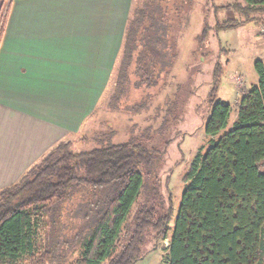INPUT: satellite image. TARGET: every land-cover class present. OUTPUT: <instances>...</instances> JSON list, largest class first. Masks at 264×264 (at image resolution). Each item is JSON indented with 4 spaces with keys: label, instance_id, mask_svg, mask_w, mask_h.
<instances>
[{
    "label": "trees",
    "instance_id": "obj_1",
    "mask_svg": "<svg viewBox=\"0 0 264 264\" xmlns=\"http://www.w3.org/2000/svg\"><path fill=\"white\" fill-rule=\"evenodd\" d=\"M159 1L170 4V0L133 4L124 31L118 70H126L135 58L134 71L145 76L142 81L166 61L170 27L163 18L167 5L162 7ZM243 2L238 7L244 18L228 19L224 26H237L264 13V0ZM209 28L204 20L200 37ZM253 67L257 83L240 88L236 119L224 133L220 132L227 127L232 106L222 99L212 105L204 127L208 146L183 176L169 238L172 202L163 214L141 206L131 231L122 234L142 187L139 166L152 165L155 150L123 141L79 151L60 141L18 181L0 190V264L58 260L61 241L44 240L39 227L67 198L69 189L82 184L110 186L111 195L93 211L89 236L70 264H134L150 229L155 240L168 239L164 264H264V61L255 59Z\"/></svg>",
    "mask_w": 264,
    "mask_h": 264
},
{
    "label": "rangeland",
    "instance_id": "obj_2",
    "mask_svg": "<svg viewBox=\"0 0 264 264\" xmlns=\"http://www.w3.org/2000/svg\"><path fill=\"white\" fill-rule=\"evenodd\" d=\"M140 1L145 0H133V4ZM7 2L0 0L2 11ZM169 2H158L162 7L167 5V17L164 14L163 18L170 27L163 67L142 81L145 76L134 71L135 58L129 60L126 70H116L110 77L98 106L85 119L90 123L84 133L62 141L67 148L79 151L123 141L155 150L152 165L139 166L142 187L123 223L122 234L131 231L141 206H152L163 214L172 202L174 211L167 229L170 237L184 188L183 176L208 146L204 127L214 101L222 99L232 106L227 127L220 132L224 133L236 119L240 88L257 82L253 56L264 54V13H255V18L237 26H224L228 19L244 18L238 7L243 0ZM204 20L210 28L200 37ZM110 195V186L82 184L69 189L67 198L39 227L44 240L61 241L59 259L48 264H70L80 255L93 211ZM167 238L155 240V231L147 230L142 256L134 264H164Z\"/></svg>",
    "mask_w": 264,
    "mask_h": 264
},
{
    "label": "crops",
    "instance_id": "obj_3",
    "mask_svg": "<svg viewBox=\"0 0 264 264\" xmlns=\"http://www.w3.org/2000/svg\"><path fill=\"white\" fill-rule=\"evenodd\" d=\"M132 6L133 0H8L2 11L0 4V190L87 129L85 119L118 70ZM257 58L264 61V54Z\"/></svg>",
    "mask_w": 264,
    "mask_h": 264
},
{
    "label": "built area",
    "instance_id": "obj_4",
    "mask_svg": "<svg viewBox=\"0 0 264 264\" xmlns=\"http://www.w3.org/2000/svg\"><path fill=\"white\" fill-rule=\"evenodd\" d=\"M236 77H237L238 81L241 82V80L238 78V77H240V76H236ZM166 244H167V242H166Z\"/></svg>",
    "mask_w": 264,
    "mask_h": 264
}]
</instances>
